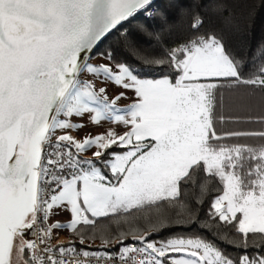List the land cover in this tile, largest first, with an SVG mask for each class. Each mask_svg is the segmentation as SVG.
<instances>
[{"label": "snow or ice", "instance_id": "obj_1", "mask_svg": "<svg viewBox=\"0 0 264 264\" xmlns=\"http://www.w3.org/2000/svg\"><path fill=\"white\" fill-rule=\"evenodd\" d=\"M247 28L233 0H0V264H264Z\"/></svg>", "mask_w": 264, "mask_h": 264}, {"label": "trees", "instance_id": "obj_2", "mask_svg": "<svg viewBox=\"0 0 264 264\" xmlns=\"http://www.w3.org/2000/svg\"><path fill=\"white\" fill-rule=\"evenodd\" d=\"M159 2L166 4L167 0H160ZM233 8L236 12L237 19L242 25L247 24L248 28L244 35L233 37L232 46L241 55L251 56L257 46L264 43V0H233ZM129 31L135 35L134 25L129 26ZM109 47H117L116 37L105 40L96 53L103 52ZM123 55L120 52L117 58H122ZM244 93L245 90L241 88L228 97L224 108L226 114L236 115L243 111L241 98L244 96ZM254 107L256 111H260L262 106L257 100ZM228 127H235V125H228ZM227 250L235 254L232 248H228Z\"/></svg>", "mask_w": 264, "mask_h": 264}, {"label": "rangeland", "instance_id": "obj_3", "mask_svg": "<svg viewBox=\"0 0 264 264\" xmlns=\"http://www.w3.org/2000/svg\"><path fill=\"white\" fill-rule=\"evenodd\" d=\"M93 62H94V63H97V62H99V61L94 60ZM64 218H65L64 216L57 217V219H64Z\"/></svg>", "mask_w": 264, "mask_h": 264}, {"label": "water", "instance_id": "obj_4", "mask_svg": "<svg viewBox=\"0 0 264 264\" xmlns=\"http://www.w3.org/2000/svg\"><path fill=\"white\" fill-rule=\"evenodd\" d=\"M159 1H160V0H158V2H159ZM102 44H103V43H101V44L99 45V47H100ZM99 47H98V48H99ZM98 48H97L95 51H97V50H98Z\"/></svg>", "mask_w": 264, "mask_h": 264}, {"label": "built area", "instance_id": "obj_5", "mask_svg": "<svg viewBox=\"0 0 264 264\" xmlns=\"http://www.w3.org/2000/svg\"><path fill=\"white\" fill-rule=\"evenodd\" d=\"M97 243H98V241H97Z\"/></svg>", "mask_w": 264, "mask_h": 264}]
</instances>
